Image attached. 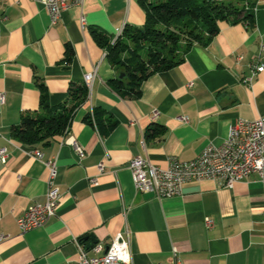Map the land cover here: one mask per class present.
<instances>
[{
  "label": "crops",
  "instance_id": "1",
  "mask_svg": "<svg viewBox=\"0 0 264 264\" xmlns=\"http://www.w3.org/2000/svg\"><path fill=\"white\" fill-rule=\"evenodd\" d=\"M255 15L253 29L222 22L208 45L196 44L181 64L150 76L136 98L112 86L119 72L92 30L115 38L118 29L143 26L138 0H84L69 5L56 24L40 3L0 0V149L9 153L0 162V264H71L76 240L86 237L95 256L96 244L106 249L118 234L129 237L134 264H171L174 250L183 264H264V180L258 174L232 189L206 180L187 184L182 195L158 198L139 193L130 170L138 156L163 168L171 156L193 160L207 146L222 145L240 119L264 116V72L246 81L264 44V0ZM67 46L74 52L70 62ZM89 73L95 76L88 100L65 134L83 146L84 158L64 137L34 149L12 136L24 115L39 110L38 83L58 105ZM95 108L117 122L114 130L102 134L86 120ZM152 124L163 135L146 137ZM51 159L61 192L57 214L23 234L18 219L45 202Z\"/></svg>",
  "mask_w": 264,
  "mask_h": 264
},
{
  "label": "trees",
  "instance_id": "2",
  "mask_svg": "<svg viewBox=\"0 0 264 264\" xmlns=\"http://www.w3.org/2000/svg\"><path fill=\"white\" fill-rule=\"evenodd\" d=\"M259 0H138L145 13L141 27L125 26L122 36L114 37L99 29L92 30L97 43L105 49L112 66L124 74L114 79L112 86L124 96L140 97L142 83L153 74L168 71L181 64L185 55L196 45H208L220 32V24L244 23L250 29L256 26V6ZM73 49L67 46L66 62L73 57ZM41 91L39 110L24 115L13 126L12 136L23 145L38 148L49 145L54 139L68 133L76 110L86 103L88 85H72L68 99L52 105L44 83H38ZM107 113L95 108L86 120L95 124L102 134L115 129L116 121L105 120ZM160 129V130H159ZM159 130V133H157ZM161 136L164 130L152 124L146 137ZM87 238H81L82 243Z\"/></svg>",
  "mask_w": 264,
  "mask_h": 264
},
{
  "label": "built area",
  "instance_id": "3",
  "mask_svg": "<svg viewBox=\"0 0 264 264\" xmlns=\"http://www.w3.org/2000/svg\"><path fill=\"white\" fill-rule=\"evenodd\" d=\"M45 6L53 24L58 23L63 11L69 5L82 6L84 0H32ZM82 27L86 25L85 16L81 17ZM124 28L118 29L116 39L122 36ZM107 54V53H106ZM242 60V57H239ZM264 72V44H260V53L252 65L253 77ZM94 73L85 75L89 83L94 81ZM159 113H154V119ZM92 117L93 111H92ZM187 120V119H185ZM65 142L72 145L80 158L85 157V149L73 137L63 136ZM145 145V144H143ZM8 149H0V162L5 163ZM37 159H43L40 150L32 151ZM49 171L47 180L46 200L43 204H34L18 219L23 234L40 228L51 217L57 214L61 192L57 183L58 166L56 159L45 162ZM101 172L104 166L100 165ZM130 170L134 185L139 193L154 194L158 198L182 195L184 187L189 183L214 181L220 188L232 189L237 183L258 174L264 180V116L254 121L240 119L232 126L228 137L220 146L209 145L193 160L181 161L175 156L168 159V166L163 168L155 165L143 156L135 157L130 162ZM95 182V180H92ZM208 228L214 226L210 218L205 219ZM78 247L77 260L71 264H134L129 237L116 235L106 249L96 244L93 247L95 256H90L84 243L76 240ZM161 264V263H160ZM171 264H183L177 250L173 251Z\"/></svg>",
  "mask_w": 264,
  "mask_h": 264
},
{
  "label": "bare ground",
  "instance_id": "4",
  "mask_svg": "<svg viewBox=\"0 0 264 264\" xmlns=\"http://www.w3.org/2000/svg\"><path fill=\"white\" fill-rule=\"evenodd\" d=\"M86 84L88 85V87H90L92 83H89V80L87 79V83Z\"/></svg>",
  "mask_w": 264,
  "mask_h": 264
},
{
  "label": "water",
  "instance_id": "5",
  "mask_svg": "<svg viewBox=\"0 0 264 264\" xmlns=\"http://www.w3.org/2000/svg\"><path fill=\"white\" fill-rule=\"evenodd\" d=\"M123 77H124V74H121V75H120V78H123ZM107 249H108V248H107ZM107 249H106V250H107Z\"/></svg>",
  "mask_w": 264,
  "mask_h": 264
},
{
  "label": "rangeland",
  "instance_id": "6",
  "mask_svg": "<svg viewBox=\"0 0 264 264\" xmlns=\"http://www.w3.org/2000/svg\"><path fill=\"white\" fill-rule=\"evenodd\" d=\"M114 41H116V36H115V38H114Z\"/></svg>",
  "mask_w": 264,
  "mask_h": 264
}]
</instances>
